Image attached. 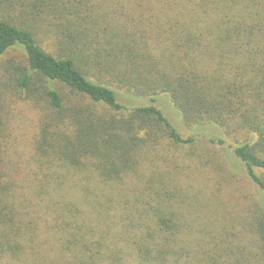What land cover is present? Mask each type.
<instances>
[{
  "label": "trees",
  "instance_id": "trees-1",
  "mask_svg": "<svg viewBox=\"0 0 264 264\" xmlns=\"http://www.w3.org/2000/svg\"><path fill=\"white\" fill-rule=\"evenodd\" d=\"M0 12V63L24 58L0 67V264H264V0H0ZM13 100L33 121L26 152ZM201 142L221 156L197 157L202 177L166 154ZM225 152L256 191L236 225L220 215L234 204L219 195L234 174ZM204 186L218 192L207 221Z\"/></svg>",
  "mask_w": 264,
  "mask_h": 264
},
{
  "label": "rangeland",
  "instance_id": "rangeland-1",
  "mask_svg": "<svg viewBox=\"0 0 264 264\" xmlns=\"http://www.w3.org/2000/svg\"><path fill=\"white\" fill-rule=\"evenodd\" d=\"M45 46L47 50L50 51V47L47 44H45ZM15 53L16 54H12L10 57H6L3 60H1L0 67L5 68L6 67L5 65L7 63L9 65L10 64L18 65L20 63H23L24 58L22 56V53L21 52H15ZM4 72H6L5 69H4ZM13 102H14V105H11L10 118L12 119V122H15L16 124L15 125L16 131L14 132V134L16 138L19 139L20 142H23L21 146L22 152L23 151L26 152L27 149L25 150V147L29 143L28 141L29 139L27 138L25 134L29 133L28 130L31 128L33 121L31 120V115H29V113L24 107H18L15 105L16 102L14 100ZM161 107L164 108L166 115H168L171 122L175 124V126H177L179 130H181V133L185 138L189 137L192 134L190 130L184 127L185 125H183L181 118L177 115V113H175L171 109V107L168 104L163 103ZM191 149H183V148L177 149L172 144H169L166 147V150L168 151L166 154L168 155V158H170L171 160L180 162L182 166L179 167V169L183 170L186 173H189L190 171L189 167L193 166L194 168L192 169V172L190 173H192L194 177H202L201 175L197 173L198 169L194 166L195 164L199 162L197 157L201 158V156H203L204 154L205 159H208V158L210 159L211 157L212 160H219V161L221 160L220 154H218V152H216L208 142H201L197 145V148L192 149V151ZM223 156H224L225 161L227 159L229 163L228 166L233 170L234 174L232 173V175L231 176L229 175V177L227 178L229 180V183H228L229 186H227V191H225L224 194L219 193V195L221 197L222 195L225 196L227 202L231 200L234 204L231 205V208L229 210H226L223 212L221 211L220 215L227 217L230 223L236 225L239 222L238 219H242L243 216H245L246 218L247 216L245 214H243L242 216H238L240 206H242V208L245 206V205H242L243 199L246 196L249 197V195H253L252 193L256 194V191L254 188L252 189L249 187V181L246 178V168L244 167V165L238 162L235 159V157L229 152L223 153ZM167 162H169V160H167ZM226 177L227 175L221 174L219 176L220 181L223 183L222 179ZM203 180L211 181L212 185L213 183H217L216 181H218L217 175L209 180L207 179V177H203ZM223 186H225V184ZM216 188L217 186H209V187L204 186L205 194L202 195L200 198H198V200L197 199L195 200L196 202L195 204L198 207V212L202 216L203 221H207L206 217L208 216L210 209H211L210 198L214 197V200H215V197H218V192L216 191ZM213 192H214V195H213ZM257 196H259L258 193H257ZM190 202L194 206L193 201L191 200ZM215 218H218V215H216Z\"/></svg>",
  "mask_w": 264,
  "mask_h": 264
}]
</instances>
